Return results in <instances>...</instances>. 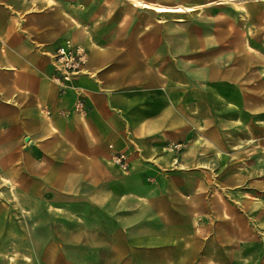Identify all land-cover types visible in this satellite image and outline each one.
Wrapping results in <instances>:
<instances>
[{"label":"crops","instance_id":"0c3cea01","mask_svg":"<svg viewBox=\"0 0 264 264\" xmlns=\"http://www.w3.org/2000/svg\"><path fill=\"white\" fill-rule=\"evenodd\" d=\"M142 1L199 6L204 25L182 32L174 20L193 13L127 0H0V264H11L16 203L22 217L39 206L55 218V264H224L237 224L212 185L231 200L250 186L264 202V96L250 52L264 37V0ZM68 42L88 52L76 79L84 115L54 80ZM241 50L246 63L226 66L224 54ZM252 171L262 177L250 181ZM64 217L77 222L64 229Z\"/></svg>","mask_w":264,"mask_h":264},{"label":"rangeland","instance_id":"374dc122","mask_svg":"<svg viewBox=\"0 0 264 264\" xmlns=\"http://www.w3.org/2000/svg\"><path fill=\"white\" fill-rule=\"evenodd\" d=\"M230 4L236 3L234 0H229ZM151 12V11H149ZM154 13V12H152ZM205 15L203 12L198 11L196 13L186 15L182 20L175 19L174 22L177 25H185L184 28L181 29L182 32H187L188 30L193 31L195 28L199 27V25H204L202 17ZM209 24L206 23V25ZM230 37H227L229 39ZM247 38L249 37H239L240 48L245 47L248 48ZM254 39L256 47V52L250 51L254 54V64L256 65V73L252 76L254 77V82H256L255 88H258V91L261 92L260 96H264V37H251ZM233 43L235 37H232ZM244 48V49H245ZM223 53L230 50H235V47L228 44L223 46ZM227 54V53H225ZM224 54L223 62L228 66L231 62H236L239 64L246 63V51H239L236 55L228 53L226 56ZM253 81V80H252ZM263 81V83H262ZM261 83V84H260ZM263 115L256 117L261 119ZM264 121V118L263 120ZM261 122V121H260ZM262 123V122H261ZM260 125L259 123H257ZM262 125V124H261ZM256 168H261V165H255ZM247 173V171H244ZM251 174H254L253 178H250V181L259 180L262 176L261 171H252ZM259 175V176H258ZM215 189H218L220 192L224 194V202L226 205V210L228 215H230V211L235 214V225L233 228V244L230 245L224 242L223 247V262L224 264H264V218L262 214L264 213V202H262V193L259 192L256 188H251L250 186H241L237 191V199L233 197L231 200V194L228 189L225 187L222 188V191L218 187H214L212 185L211 191L215 192ZM256 196L255 197H253ZM259 198V199H258ZM249 200V202H247ZM250 201H253L250 202ZM16 212L20 211V217H16L13 219V222H9V226H12L13 232L9 233L8 241L14 242V249H9L8 251H3L4 258L9 260L11 264H55V251L49 248H46L50 245V242L54 241L56 236L54 232L55 227V218L50 216L46 209H42L39 206L33 207L36 209L35 215L22 217V205L19 206L16 203ZM85 209V207H84ZM225 209V208H224ZM254 212V217L247 215V210ZM237 212V213H236ZM37 213V214H36ZM40 213V214H38ZM60 221L57 218V221ZM70 218L62 219V227L64 229L70 228L72 223ZM219 222L225 227L224 231L230 228L231 220L229 218L224 217L223 220H219ZM11 229V230H12ZM230 230V229H229ZM235 230H237L235 232ZM229 233V231H228ZM223 240L229 239L230 234L225 232L223 234ZM63 238H68L65 234ZM236 240V241H235ZM232 246V250L230 247ZM70 253V251H69ZM85 253V252H84ZM8 257V258H7ZM86 257V254L84 255ZM57 264H69L64 260Z\"/></svg>","mask_w":264,"mask_h":264},{"label":"built area","instance_id":"2783aa9c","mask_svg":"<svg viewBox=\"0 0 264 264\" xmlns=\"http://www.w3.org/2000/svg\"><path fill=\"white\" fill-rule=\"evenodd\" d=\"M89 61L88 52L85 48L73 45L68 42L61 46L54 55V65L56 69L55 82L60 85L62 92L66 93L72 89L76 94L74 112L79 115L86 114V101L83 89L76 84V79L85 73V67ZM114 162L122 169L126 170L127 156L124 154L116 155Z\"/></svg>","mask_w":264,"mask_h":264},{"label":"bare ground","instance_id":"6f19581e","mask_svg":"<svg viewBox=\"0 0 264 264\" xmlns=\"http://www.w3.org/2000/svg\"><path fill=\"white\" fill-rule=\"evenodd\" d=\"M128 2L132 3V5L136 8L147 10L154 12L156 14H162V15H177V14H187V13H193L198 8H201L199 6H185V5H167L162 3H153L148 1H142V0H127ZM225 1V0H222ZM220 1H212L209 3V5L217 4Z\"/></svg>","mask_w":264,"mask_h":264}]
</instances>
